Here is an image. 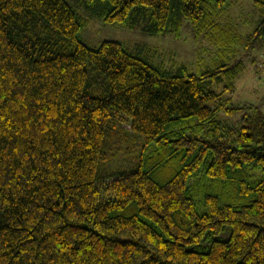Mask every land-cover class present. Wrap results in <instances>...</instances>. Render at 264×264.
I'll use <instances>...</instances> for the list:
<instances>
[{"label": "trees", "instance_id": "trees-1", "mask_svg": "<svg viewBox=\"0 0 264 264\" xmlns=\"http://www.w3.org/2000/svg\"><path fill=\"white\" fill-rule=\"evenodd\" d=\"M69 1L0 0V264H264V111L219 118L264 1L243 37L225 0H75L150 35L188 23L217 62L198 73L86 45Z\"/></svg>", "mask_w": 264, "mask_h": 264}, {"label": "rangeland", "instance_id": "rangeland-1", "mask_svg": "<svg viewBox=\"0 0 264 264\" xmlns=\"http://www.w3.org/2000/svg\"><path fill=\"white\" fill-rule=\"evenodd\" d=\"M257 1L264 0H225L220 10V22L229 25L239 36L251 34L261 20ZM69 3L79 17L85 20L78 38L90 47L96 48L103 41H117L130 48L139 47L140 55L153 64H162L171 69L185 64L189 72L193 73L213 68L217 64L212 56L206 57L207 53L196 55L199 46H204L205 41L194 34L188 23L184 24L178 35H150L140 27L106 24L101 18L90 15L78 1L70 0ZM233 48L235 56L232 59L233 54L230 53V65L237 63L238 72L232 90L225 91L223 97H230L231 104L242 110L233 114L220 113L221 122L227 125L238 124L245 112H252L251 107L264 111V46L258 48L256 45L251 48V45L236 42ZM224 59L227 60L225 57ZM225 84V81H218L211 83L209 88L220 92ZM246 108L250 110L247 111ZM229 234V229H226L215 237L227 239Z\"/></svg>", "mask_w": 264, "mask_h": 264}]
</instances>
